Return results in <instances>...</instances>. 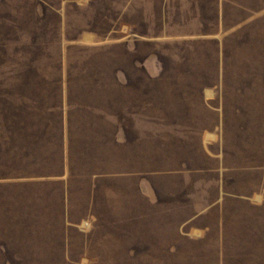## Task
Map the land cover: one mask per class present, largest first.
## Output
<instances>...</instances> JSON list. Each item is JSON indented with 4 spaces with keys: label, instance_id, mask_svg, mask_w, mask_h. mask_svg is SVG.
Masks as SVG:
<instances>
[{
    "label": "rangeland",
    "instance_id": "rangeland-1",
    "mask_svg": "<svg viewBox=\"0 0 264 264\" xmlns=\"http://www.w3.org/2000/svg\"><path fill=\"white\" fill-rule=\"evenodd\" d=\"M0 264H264V0H0Z\"/></svg>",
    "mask_w": 264,
    "mask_h": 264
}]
</instances>
